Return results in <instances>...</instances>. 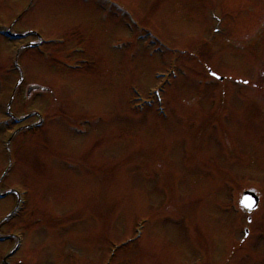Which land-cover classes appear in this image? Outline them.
Wrapping results in <instances>:
<instances>
[{
    "label": "rangeland",
    "instance_id": "rangeland-1",
    "mask_svg": "<svg viewBox=\"0 0 264 264\" xmlns=\"http://www.w3.org/2000/svg\"><path fill=\"white\" fill-rule=\"evenodd\" d=\"M7 26L45 40L18 84L21 42L0 36V190L23 193L11 216L0 199L9 262L264 264V0H0ZM169 66L159 118L144 97ZM9 100L43 126L13 132Z\"/></svg>",
    "mask_w": 264,
    "mask_h": 264
},
{
    "label": "water",
    "instance_id": "water-1",
    "mask_svg": "<svg viewBox=\"0 0 264 264\" xmlns=\"http://www.w3.org/2000/svg\"><path fill=\"white\" fill-rule=\"evenodd\" d=\"M257 200L258 198L253 193L246 191L243 193L241 205H243L248 209H253L257 204ZM246 205H250V206H246Z\"/></svg>",
    "mask_w": 264,
    "mask_h": 264
},
{
    "label": "snow or ice",
    "instance_id": "snow-or-ice-1",
    "mask_svg": "<svg viewBox=\"0 0 264 264\" xmlns=\"http://www.w3.org/2000/svg\"><path fill=\"white\" fill-rule=\"evenodd\" d=\"M246 206H250V205H246Z\"/></svg>",
    "mask_w": 264,
    "mask_h": 264
},
{
    "label": "flooded vegetation",
    "instance_id": "flooded-vegetation-1",
    "mask_svg": "<svg viewBox=\"0 0 264 264\" xmlns=\"http://www.w3.org/2000/svg\"><path fill=\"white\" fill-rule=\"evenodd\" d=\"M248 213V212H247ZM249 214V213H248Z\"/></svg>",
    "mask_w": 264,
    "mask_h": 264
}]
</instances>
